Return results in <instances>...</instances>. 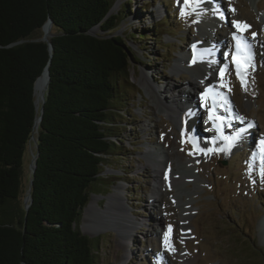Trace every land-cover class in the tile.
<instances>
[{
    "label": "rangeland",
    "instance_id": "obj_1",
    "mask_svg": "<svg viewBox=\"0 0 264 264\" xmlns=\"http://www.w3.org/2000/svg\"><path fill=\"white\" fill-rule=\"evenodd\" d=\"M124 1L128 0H116L112 9L117 10ZM130 1L131 14L115 32L122 34L134 57L127 78L129 85L122 88L124 92L128 86L134 92L120 101L125 115L121 112L115 115L117 122L122 121L116 125L122 149L108 155L104 179L91 191L83 211L93 197L97 199V207L102 209L108 196L117 192V185H121L128 212L138 225L131 230V236L124 244H120L123 238L113 227L86 233L80 219V231L91 241L97 264H264V178L259 174V141L264 138V27L259 28L260 39L253 41L246 36L250 52L245 48V40H239L241 50L238 54L233 50L237 44L233 33H227L232 24L239 23L243 28V20H249L247 24H257L258 19H264V0H222L226 9L217 6L220 2L211 0L213 7L203 11L198 7L201 0H188L186 16L180 14L185 0ZM140 16L142 19H137ZM213 16L220 19L218 32L214 37L210 32L202 34L196 25L198 20ZM153 25L162 27L161 32L152 31ZM140 27L147 29L146 37L137 40L136 32ZM92 32L101 33L98 28ZM49 34L48 37L52 35L51 27ZM34 35L41 37L42 29ZM203 35L216 46L214 69L221 75L218 87H210L209 95L212 96L208 97H203L200 90L196 94L195 89H191L190 93L198 97L194 111L197 114L192 122L188 112L187 115L183 113V118L175 114L179 120L175 127L165 114L155 112L139 78L144 74L154 85L161 87L169 81L177 91L198 74L191 75L186 69L174 72L175 59L193 52V42H201ZM217 39L220 41L216 42ZM249 55L252 57L250 64L247 61ZM237 62L241 75L237 74ZM221 69H224L223 74ZM39 78L34 87L37 105L45 87V81L39 83ZM211 98L217 100L212 106L218 113L225 136L235 135L242 129H247L248 133L243 132L241 140L227 155L215 148L202 159L194 160L199 148L193 136L201 129L211 135L216 133L212 121L204 118V111L209 108L205 106L211 105ZM250 124L253 126L249 127ZM173 129L179 133L178 136L170 135L177 153L170 166L177 168L176 176L182 175L184 164L179 160L182 158L190 164L194 177L189 178L186 185L177 180L170 183L163 200L151 205L148 202L153 188L151 164L142 154L157 145L166 147L162 135ZM34 150V141L30 140L23 158V196L29 191ZM179 190L182 192L177 195ZM185 204L191 210L183 219L181 212ZM160 210H165L162 220L157 219ZM153 229L158 233L155 234ZM250 251L257 253L258 262H254L257 258Z\"/></svg>",
    "mask_w": 264,
    "mask_h": 264
},
{
    "label": "trees",
    "instance_id": "obj_2",
    "mask_svg": "<svg viewBox=\"0 0 264 264\" xmlns=\"http://www.w3.org/2000/svg\"><path fill=\"white\" fill-rule=\"evenodd\" d=\"M115 2L0 0V264H97L80 219L108 155L122 149L115 115H125L120 101L134 92L122 89L134 57L115 33L131 1L113 10ZM48 18L51 53L47 42L34 40ZM139 29L142 40L147 29ZM48 61L36 110L33 83ZM32 134L37 157L26 207L23 158Z\"/></svg>",
    "mask_w": 264,
    "mask_h": 264
},
{
    "label": "bare ground",
    "instance_id": "obj_3",
    "mask_svg": "<svg viewBox=\"0 0 264 264\" xmlns=\"http://www.w3.org/2000/svg\"><path fill=\"white\" fill-rule=\"evenodd\" d=\"M212 2H220V5L217 6L225 8L222 0H213ZM210 4L211 0H201L200 3H198V7L201 10L204 8L207 9V7H213ZM198 21L199 22L196 25L200 29V31H203L202 34H204V32H210L214 37L218 32L217 26L220 19L216 18L215 16H213L211 19L202 18ZM247 21L249 20L241 21L243 26L244 24L248 23ZM247 26V28L243 27L240 29L237 28L235 24H232L231 27L227 30V33H236L237 39H235V42H238V40H245L244 42L248 43V39H246V36L251 38V40L253 41L261 38L259 34V28L261 26L264 27L263 18L258 19L257 24L251 22L250 24H247ZM253 33L256 34L255 37H253ZM218 40L220 41V39H217L216 42H219ZM192 45L195 50L189 53V55L183 54L177 57L175 59V63L172 66V70L174 72H178L186 69L188 70L187 72L191 73V75L194 72L198 75L196 77L194 76V78L191 80H187L185 82V85L180 86L177 91L176 89H174L176 87L169 81L165 82V85L161 87L158 85H154V83H152L144 74H141L139 78V83L145 88L146 94L151 99V104L154 105V108L156 110L155 112L165 114L168 118H170L175 127L179 121L175 118V114H177L176 117L180 115V117L183 118V113L186 112L187 115L188 112L190 122L194 121V118L197 114V112L194 111L196 110L195 103L198 101V97H194L190 93L191 89H195L196 94L197 91L200 90L199 93L202 92L203 97H208L210 92L209 88L212 87L213 89H216L218 87L217 82L221 77L219 71L214 69L216 57L215 55L213 56V54H215L216 52V46H214L213 41L209 39L208 36L203 35V40H201V42H193ZM236 45L237 44L235 43V47L233 50L238 54V52L240 51H237ZM39 77V83H43L45 81L46 87V72L42 73ZM206 90L208 91L206 92ZM209 96L212 95L210 94ZM211 100V105L205 106L206 108L209 107L208 110L206 112L204 111V118H206L207 121H212L209 120L210 109L213 116L218 117V113L215 112L212 106L214 103H216L217 100H214L213 98H211ZM216 123L220 125L221 122L219 119H217ZM178 133L179 131H174V129L166 131L165 134L162 135V143L163 145H166V147L157 145L153 149L145 150V152L142 154L146 162L151 164L150 171L152 174L151 177L153 179V188L150 192V200H148L149 204L151 205H153V202L157 200H163L162 197L163 195H165L164 193L166 192L167 187H169L170 183L177 180L179 182H182L181 185H186L185 183L190 181L189 178L194 177V173L190 168V164L188 163V161H184L182 158L179 159L184 164V166L181 168L183 170L182 175L178 174V176H176L177 168L170 166V162L172 161L174 155H177V153L174 151V148L172 147L170 135L172 134L173 136H178ZM244 133L247 134L248 130L246 129V132ZM200 135H202V137H200ZM193 139V141L197 143L199 148V152L195 155L194 160H200L206 153H211L212 151H208L209 149H223L225 145V141L220 138V134L217 131L215 135H211V133L208 134L206 133V131L201 129V132L199 131L198 135H194ZM240 140L241 138L238 140V142ZM238 142L236 141V143ZM232 147H234V145ZM232 147L227 152H222L227 155L228 152L233 150ZM147 167L149 168L148 165ZM122 190L123 187L121 185H117V192L112 193L108 196V200L106 201L102 209L97 207V199L95 197L90 200L81 217L84 225L83 227L85 228L84 231L86 233L96 231L100 228L108 229L109 227H113L118 230V234L123 238V241H119L120 244H124V240L128 239L131 236L130 232L131 230H133V228L135 229V227L138 225V222L131 217V214H129L128 206L124 201L125 196L123 195ZM181 192L182 191L179 190L176 194L180 195ZM190 210L191 209L189 208V206L185 204V206L182 208L181 217L183 219H186L188 214L190 213ZM163 211L165 210L159 211L157 217L158 220L163 219ZM153 232L155 234L158 233L155 229H153ZM169 242L173 244L174 240L169 239ZM164 252L165 250L163 249V253Z\"/></svg>",
    "mask_w": 264,
    "mask_h": 264
},
{
    "label": "snow or ice",
    "instance_id": "obj_4",
    "mask_svg": "<svg viewBox=\"0 0 264 264\" xmlns=\"http://www.w3.org/2000/svg\"><path fill=\"white\" fill-rule=\"evenodd\" d=\"M189 6L188 4V0H185V5L184 7L181 9V16H186L188 15V12L185 10L187 7ZM221 18L223 19V14L221 13ZM236 26L237 28H241V25L239 23H236ZM244 28H247L248 26L247 25H244L243 26ZM255 33H253V37H255ZM233 39H237V35L236 33H233ZM237 51H240V48H241V43L240 41L238 40L237 42ZM245 48H247L250 52V45H247L245 43ZM251 55H249L247 57V61L248 63L250 64L251 63ZM234 60H235V57H234ZM223 71L224 69H221V73L223 74ZM237 74L238 75H241V72H240V65L239 63L237 62ZM242 85L244 84V81L242 79ZM208 90H206L207 92ZM219 119L218 117H214L213 114H212V111L211 109L209 110V120H212L213 121V127L216 129V131L220 134V138L222 140L225 141V145H224V148L223 149H220L221 151H225L227 152L235 143L236 141H238L240 138H241V134L243 132H246V129H242L241 132H238L236 133L235 135H232V136H225L223 134V132L221 131V127L219 124L216 123V120ZM253 125H249V127H252ZM208 151H213V149H209ZM254 156H255V153H254ZM259 159H260V164H261V167H260V171H259V174L261 176V178H264V138H262L260 141H259ZM165 240H166V247L168 246L167 245V233L165 234ZM174 250V249H173Z\"/></svg>",
    "mask_w": 264,
    "mask_h": 264
},
{
    "label": "water",
    "instance_id": "obj_5",
    "mask_svg": "<svg viewBox=\"0 0 264 264\" xmlns=\"http://www.w3.org/2000/svg\"><path fill=\"white\" fill-rule=\"evenodd\" d=\"M47 25V27L44 29V27ZM51 25H52V21H51V19H47L43 24H42V27H41V29H42V36L40 37V38H36V39H34V40H38V39H40V40H42V41H45V42H47V47H48V50H49V52L51 53V43H50V41H49V37H48V35H50L49 34V30H50V27H51ZM23 40H20V41H17L16 43H18V42H22ZM13 44H15V43H13ZM48 64H49V61H48V63H47V65L46 66H44V68H43V70H42V72H46V87H47V84H48V81H49V70H48ZM37 79V78H36ZM36 79H35V81H36ZM35 81H34V83H33V93L32 94H34V87H35ZM46 87H45V89H44V91L42 92V94H41V96H40V100L39 101H41V102H43L44 101V92H45V90H46ZM34 104H35V107H36V110L38 109V105L36 104V100L34 99ZM41 111H42V108H40V110H39V114H38V116H37V118L35 119V122H34V125H33V128H34V132H35V128H37V126H38V122H39V120H40V116H41ZM31 140H33L34 141V144H35V148H37V144H36V139L34 138V135L32 134V136H31ZM36 157H37V151L34 153V155H33V162L31 163V165H30V168H31V172H33L34 171V169H35V167H36V164H35V159H36ZM31 183H32V181H31V179L29 180V190H30V185H31ZM28 200H30V195H29V191H28V194L25 196V198H24V203L26 204V207H28V204H27V201ZM253 254H254V256H256V258L257 259H255L254 260V262H258L259 260H260V258L258 257V255L257 254H255L254 252H253ZM253 262V263H254Z\"/></svg>",
    "mask_w": 264,
    "mask_h": 264
}]
</instances>
